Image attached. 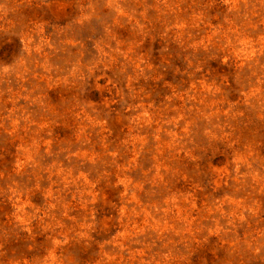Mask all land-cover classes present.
<instances>
[{
    "label": "rangeland",
    "instance_id": "obj_1",
    "mask_svg": "<svg viewBox=\"0 0 264 264\" xmlns=\"http://www.w3.org/2000/svg\"><path fill=\"white\" fill-rule=\"evenodd\" d=\"M0 264H264V0H0Z\"/></svg>",
    "mask_w": 264,
    "mask_h": 264
}]
</instances>
